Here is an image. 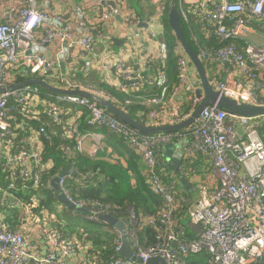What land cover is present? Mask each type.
<instances>
[{"label":"built area","instance_id":"1","mask_svg":"<svg viewBox=\"0 0 264 264\" xmlns=\"http://www.w3.org/2000/svg\"><path fill=\"white\" fill-rule=\"evenodd\" d=\"M177 1L186 24H190L192 13L206 30V39L223 42L199 53L208 65L214 89L264 106V45L247 39L250 32L264 30V0ZM151 2L153 13L144 18L128 0H87L72 15L69 9L56 10L53 0H0V264H106L101 257H93V244L85 236H64L60 229L65 220L52 214L50 201V208L42 207L52 193L59 203L52 180L65 167L51 176L53 162L44 157L46 142L57 135L56 127L63 128L65 140H75L74 147L60 145L69 159L74 151L84 152V140L93 133L83 134L78 123L68 119L75 107L86 110L89 126L106 128L135 149L151 172L152 191L164 202L159 214L142 221L129 209L125 218L134 254L113 258L108 264H147L159 256L167 264H186L185 256L202 252L210 255V264H264V139L260 132L264 116H239L207 105L183 135L145 134L85 96L54 94L31 83L11 87L22 83L18 80L21 77L40 78L62 90L89 92L111 100L97 85L72 78L79 69L83 73L97 70L107 84L122 92H129V85L135 82L160 88L157 96L146 99L158 105L147 114L146 125L184 121L202 99L196 94L201 80L181 44L174 49L178 57L176 85L169 86L165 71L155 77L144 74L149 62L166 60L170 55L167 42L159 36L164 0ZM88 11L96 12L89 20ZM115 22L134 58L139 57L136 65L139 63L142 70L140 66L136 69L135 62L115 55L111 38L105 37L97 45L99 26ZM146 40L151 41L149 47ZM184 103L190 105L188 113L182 110ZM45 118L50 119L51 127ZM174 137L179 143L185 141L189 155L204 156L212 163L219 180L214 191L199 183L198 198L177 195V180L162 169V146L173 143ZM179 170H183L182 164ZM70 180H76L72 173L61 176V191L76 207L89 210L86 219L102 222L100 216L115 215L109 204L96 202L89 207L84 200L75 199L68 189ZM182 203L189 205L181 219L178 212ZM147 225L157 231L151 243L143 241L138 231ZM115 242L119 252L121 233ZM37 243L45 246V253L39 251Z\"/></svg>","mask_w":264,"mask_h":264},{"label":"trees","instance_id":"2","mask_svg":"<svg viewBox=\"0 0 264 264\" xmlns=\"http://www.w3.org/2000/svg\"><path fill=\"white\" fill-rule=\"evenodd\" d=\"M176 6L179 9L178 1L176 2ZM163 7L165 11V17L162 21L163 28L161 29L162 33L160 34V39L167 42L169 48L171 49L170 55L166 60H160L159 62L155 63L149 62L144 74L155 77L160 71H165L169 77V86L170 84L174 86L179 82L178 57L176 56L174 49L177 45H180V43L177 41L175 34L169 26L168 14L170 10V0H164ZM137 12L141 14V12ZM182 25L185 38L199 53L201 49L213 50L223 44V42H220L216 38L206 39V30L201 26L198 18L192 13L190 24H186L182 19ZM239 43L241 48H244L245 44L242 42ZM205 65L208 70V65ZM93 75L96 74H92L90 72L83 73V71L79 69L75 75H72V78L95 82L99 88L109 93L111 96V101H113L120 108L124 109L132 118L146 125L147 114L155 107H158V105L152 102H146L145 99L157 96L160 93L159 87L144 83L143 86H145V89L142 87L139 91L130 90L128 93H125L103 81L97 80L98 78L96 76L95 78L91 79ZM36 76H38V74ZM28 79V77H21L18 80L24 82ZM142 91H146V93H142ZM139 92L141 94H139ZM74 110L77 113V107ZM182 110L185 113H188L190 110V105L188 103H184ZM86 117L87 113L83 112L79 121L81 124L80 130L83 134L89 131L97 132L100 129H106L89 126L87 124ZM45 122H48L49 126L51 127L50 119L45 118ZM56 130L57 135L53 141L46 142L44 157L46 160H51L53 162V167L50 171L51 176H56L61 171V169L68 164L75 165L76 169L82 176L81 180H70L68 183V189L75 199L84 200L89 207H91L96 202L109 204L114 209L115 215L119 218L127 217L130 208L134 209L139 221H142L144 217L153 216L160 213L164 207V202L159 195H156L152 191L151 185L149 183L151 172L148 170L147 165L146 169L144 170V174H142L136 171L130 172L129 166H124L121 163L111 164L99 161L98 152L95 154V156L87 157L84 153H78L74 151L72 158L69 159L60 148V145L66 143L74 147L75 140L73 138L65 140L64 130L61 126H57ZM108 132L118 137L120 141L122 140V142L126 145L128 151L130 152L129 163L130 161L132 162L135 158V155L138 154L135 149H133L130 144L120 135L110 130H108ZM187 132L188 130L181 131L179 135H183ZM260 132L264 139V129H260ZM172 142L179 143L178 138L174 137ZM104 154L105 153L103 152L101 153L102 156ZM120 154L122 155V153ZM182 164L184 165L183 167L187 168V174L192 176L195 175L193 168L194 165L191 164L189 160H183ZM162 169L169 175L172 174L175 177V174L166 165L165 157L163 156V150ZM158 170L160 171L161 169L158 168ZM132 175H135V179L137 181L136 186H132L131 184ZM176 188L179 190V183ZM188 193L189 191H185V193L180 192V194L184 196ZM49 201L53 205L57 201L54 193L47 197V203L45 200L43 201L42 207L50 208ZM188 205L185 203L181 204V208L178 212L179 218L182 219V217H184L188 210ZM79 216L86 218L85 214H79ZM101 224L103 225L101 222H91L88 219H85L83 227H78L81 225L79 223H70L68 224L70 231L66 232L65 229H62V227L60 230L65 234V237L82 238V236H85L86 241L91 242L95 247L92 251L93 257H101L104 262L108 264L113 258L119 257V255L115 250L116 242L112 239L113 236L111 237L109 235V231H103ZM138 231L143 241L149 243L155 241V236L157 234L155 228L147 225L143 226ZM185 260L186 264H210V255L206 252L190 254L185 256Z\"/></svg>","mask_w":264,"mask_h":264},{"label":"crops","instance_id":"3","mask_svg":"<svg viewBox=\"0 0 264 264\" xmlns=\"http://www.w3.org/2000/svg\"><path fill=\"white\" fill-rule=\"evenodd\" d=\"M128 2L134 8L136 7L135 8L136 11L141 12V14H139L138 12L137 13L144 18L149 17L153 13L154 7L152 5L151 0H128ZM85 3H87V0H53V6L56 10L64 12L67 9H69V11L71 12V15H72V12L75 10V8L78 5L85 4ZM4 15H6V14H4ZM93 15L94 16L96 15L95 11H88V13H87L88 20ZM118 22H120V21H118ZM118 22H115L116 24L115 23H106V24L104 23V24H101L99 26V28L97 30V40H98L97 45H101V41L103 40V38H105V37L111 38V40L113 41L112 47L115 50L117 49V51L114 52L115 55H117L121 58H124V59H129L130 63L135 62V65H136V61H138L139 57L134 58V56H135L134 52L132 50H130L129 47L125 46V43H127V44H129V43L121 35L122 32H121V29H119V27H118ZM159 30H161V28H159ZM263 32H264V30H263ZM249 34H254V32H250ZM253 37H254V35H253ZM137 41H139V40H137ZM139 42L141 43V41H139ZM150 43H151V41H147V40L145 41V44L148 47L150 46ZM138 54L141 55L142 57H144L143 51L138 52ZM139 66H140V64L138 63V65H136V69ZM61 67L65 68L66 64L64 62H61ZM140 70H142V66H140ZM92 71H89V72L92 74H96V75H93L91 77V79L95 78V76H96L98 78L97 80L107 83L105 78L103 77L102 73L99 72L100 73L99 74L97 70H92ZM89 72H87V73H89ZM73 79L77 80V81H81L84 84H95V85H97L95 82H91L88 80L84 81V80L77 79V78H73ZM86 79H87V77H86ZM143 84H144L143 82L138 83V84H136V82H135L134 84L129 85V89L130 90H136V91H139L142 87H143V89H145V86H143ZM170 86H173V85L170 84ZM70 91H72V90H70ZM143 92L146 93V91H142V93ZM125 93H128V92H125ZM139 94H141V93L139 92ZM155 108H157V107H155ZM85 111H86L85 109L79 107V108H77V113H76V111L73 109L72 114L70 113V117L68 119L73 118L75 120V122L78 123V126L80 125V127H81V124L79 121L82 117V113L80 114V112H85ZM91 132H93V133H90L84 140V144H83L84 152L83 153L85 154V156H87V157L95 156V154L98 152L99 161H103V162H107V163H111V164L121 163L124 166H129L130 172L136 171L138 173L144 174V170L146 169V164H145L143 158L137 154V155H135L134 160L132 162L130 161V163H129L130 152L128 151V148L122 142V140L120 141V139L118 137L114 136L112 133H109L108 130H106V129H100L97 132H94V131H91ZM186 146H187V144H185V141L181 140L180 143H173V146L171 149L173 150L174 158L176 157V158L180 159L181 164H182L183 160H189L190 163L194 165L193 168H194V174L195 175L192 176L190 174H187L186 173L187 168L183 167V170L180 172L189 181V183H187L186 185H184V184L182 185L181 184L182 181L177 176V173L172 169H171V171L175 174V179L177 180V185L179 183V190H177V188H176L177 195L183 196L186 198H191V197L197 198L196 196L191 194L193 192L192 190L194 189V187L196 185L198 186V184L201 183V184L205 185L206 187H208L210 191H214L215 188L219 184V180H218L216 173L214 172L213 165L209 161V159H206L204 156H199V157L195 158V157L189 155L188 151H186ZM102 152L105 153L103 156L101 155ZM119 152L122 153V155ZM163 156L165 157L166 165L170 168V165L172 164L171 159L168 158L164 154V152H163ZM182 166H184V165L182 164ZM171 177L174 178V175L171 174ZM131 184H132V186L137 185L135 175H132ZM185 191H189V193L186 194L185 196L180 194V192L185 193ZM185 216H186V214L184 215V217ZM74 219H75V221H73V222H68L67 220H65V224H64L65 226L64 227L62 226V227H63V229H65L66 232L70 231L69 225H68L70 223H79L81 225H79L78 227H80V226L83 227V224L85 223L86 218L81 217V216H76ZM119 219H123V218H119ZM81 220L84 222L82 223ZM67 222H68V224H67ZM101 223H103V225L101 224L102 230L103 231H109L110 232L109 235L111 237L113 236V238H112L113 240L116 239L118 233H122L121 230L117 227H111L106 222H101ZM11 225L14 227V225H15L14 221H11ZM72 235H74V234H72ZM37 244L39 246V251L41 253H45L46 252L45 246L44 245L41 246L40 243H37ZM92 247H93V249L95 248L94 245Z\"/></svg>","mask_w":264,"mask_h":264},{"label":"water","instance_id":"4","mask_svg":"<svg viewBox=\"0 0 264 264\" xmlns=\"http://www.w3.org/2000/svg\"><path fill=\"white\" fill-rule=\"evenodd\" d=\"M169 26L172 29L173 33L177 41L182 45L183 49L189 56L193 66L195 67L200 80H201V88L197 91V96L202 98L197 108L193 111V113L186 118L184 121L172 125L167 126H148L140 123L139 121L130 117L127 112L117 106L115 103L110 101L107 98H104L99 95H95L89 92L84 91H67L59 89L44 79L33 78L28 79L19 84L11 85L12 88H17L22 85L31 83L42 87L44 90L52 92L54 94H78L85 96L95 102H97L100 106L110 111L112 114L117 116L123 122L135 127L140 132L145 134H156V133H166L172 134L176 132H181L189 129L197 120L201 110L207 105H217L218 107L229 111L233 114L239 116H247V117H261L264 116V106L263 105H254L251 103L243 102L236 100L234 98L228 97L219 93L214 87L211 85L207 73L206 66L201 59L199 52L194 49L192 45L187 41L183 32L182 18L181 14L176 6V0H170V10L168 14ZM142 26H147L146 23H142ZM63 65V64H62ZM173 143L164 144L163 152L164 154L171 159L172 164L170 165V169L174 170L177 173V176L181 179V184L186 185L189 181L183 176V174L179 170V165L181 164V160L178 158H174L173 150L171 149ZM74 176L76 180H81L82 176L76 170L74 164H68L65 166L64 170L54 177L52 180V185L54 190L57 193L58 201L64 205H66L70 211H73L78 214H87L89 210L87 208L76 207L68 197L61 191L60 187V178L63 175L70 174ZM100 220L102 222H106L111 227H117L121 230V238H122V248L118 252L120 257H129L134 254V249L132 247L131 237L128 233V220L126 218L119 219L116 215H102L100 216ZM184 224H187V219L183 220ZM137 257V256H135ZM147 264H167L166 260L162 257H154L148 261Z\"/></svg>","mask_w":264,"mask_h":264},{"label":"rangeland","instance_id":"5","mask_svg":"<svg viewBox=\"0 0 264 264\" xmlns=\"http://www.w3.org/2000/svg\"><path fill=\"white\" fill-rule=\"evenodd\" d=\"M253 35H254V37H253ZM247 39L249 41H251L252 44H255L257 46H263L264 45V32L260 31V33L249 34L247 36ZM125 46L129 47L130 45L125 43ZM116 51H117V49H116ZM170 51H171V49H170ZM46 79H48V77H46ZM46 97L49 98L48 93H46ZM192 191L193 192L191 194L198 198L200 195L199 187L196 185ZM50 210H51L52 214L58 216L61 219L67 220L68 222L75 221L74 218L77 216V215H75V213L73 211L65 210L64 205H62V203H60V202L59 203L55 202L54 205L52 204V207L50 208ZM83 222L84 221H82V223Z\"/></svg>","mask_w":264,"mask_h":264}]
</instances>
